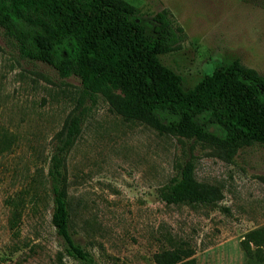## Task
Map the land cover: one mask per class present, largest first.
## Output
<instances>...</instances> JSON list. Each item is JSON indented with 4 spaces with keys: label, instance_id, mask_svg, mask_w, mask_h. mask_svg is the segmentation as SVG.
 <instances>
[{
    "label": "rangeland",
    "instance_id": "obj_1",
    "mask_svg": "<svg viewBox=\"0 0 264 264\" xmlns=\"http://www.w3.org/2000/svg\"><path fill=\"white\" fill-rule=\"evenodd\" d=\"M126 1L143 18L165 9L183 28L179 47L159 59L184 90L234 59L264 76V0ZM72 118L79 130L63 166L69 226L95 264H157L155 253L178 246L192 249L194 264H256L243 241L264 226V145L226 161L207 141L126 120L102 96L87 95L77 77L21 57L1 27L0 264H82L64 253L51 223L47 176ZM186 162L197 180L220 187L221 200H161L159 188ZM261 254L257 264L264 245Z\"/></svg>",
    "mask_w": 264,
    "mask_h": 264
},
{
    "label": "trees",
    "instance_id": "obj_2",
    "mask_svg": "<svg viewBox=\"0 0 264 264\" xmlns=\"http://www.w3.org/2000/svg\"><path fill=\"white\" fill-rule=\"evenodd\" d=\"M0 27L21 57L45 62L62 77H77L87 95L102 96L126 120L159 133L207 141L226 161L242 147L264 145V76L234 59L184 90L181 76L159 59L186 36L165 9L143 18L126 0H0ZM78 122L72 118L66 123L58 136L61 143L50 156L51 223L66 255L95 264L69 226L63 166ZM159 196L167 204H215L222 191L197 180L193 163L186 162L159 188ZM262 245L264 226L245 235L250 263L262 262ZM192 253L190 247L178 246L153 258L157 264H194Z\"/></svg>",
    "mask_w": 264,
    "mask_h": 264
}]
</instances>
